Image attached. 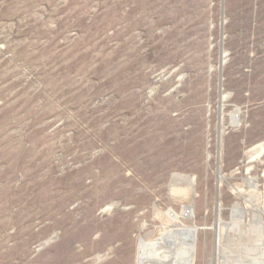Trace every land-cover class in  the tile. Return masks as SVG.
Wrapping results in <instances>:
<instances>
[{
	"label": "rangeland",
	"instance_id": "1",
	"mask_svg": "<svg viewBox=\"0 0 264 264\" xmlns=\"http://www.w3.org/2000/svg\"><path fill=\"white\" fill-rule=\"evenodd\" d=\"M259 146L264 0H0V264L264 263Z\"/></svg>",
	"mask_w": 264,
	"mask_h": 264
},
{
	"label": "bare ground",
	"instance_id": "2",
	"mask_svg": "<svg viewBox=\"0 0 264 264\" xmlns=\"http://www.w3.org/2000/svg\"><path fill=\"white\" fill-rule=\"evenodd\" d=\"M235 113H237V112H235ZM231 119H232L233 124L236 123L235 122V121H237L236 114H232ZM254 151H257L256 152L257 157L256 156L255 157L258 159L259 157H261L262 153L264 152V148L262 146L255 147ZM248 181H249L248 185L251 188H253L254 190H258L257 187L253 184L252 178H248ZM258 211H259V209H258ZM237 213H240L239 209L233 210V214L235 216H237L236 215ZM166 214H167L168 219L171 222H173V224L177 227V229L171 230V231H169V230L165 231V233L161 235L162 237L160 239L156 240V242L153 244H146L145 241L141 239L139 241V255H138L139 262L143 263V262L147 261L148 257H147L146 251L148 250L149 247L157 248L161 244H165L168 247L173 248L179 244V246H181V247H179V248H181L179 253L175 254L174 256H165V255L156 254L155 255L156 256L155 263L156 264H194L195 237H196L197 229H196V226H195V228H193V227L190 228V227L184 226L181 223L182 219H190V218H192V216H189V215H187V213H184V212L178 214L172 210H168ZM237 218L239 219V218H241V216H238ZM221 222L218 219L217 224L214 228L215 232L217 233V237H219L217 240V243H216V251L220 248L221 240L224 237L222 230H220L221 229V225H220ZM254 222L256 224H258L259 227H261L263 229V232H264V223H263L264 221L262 222L261 217L258 216ZM177 224H180L181 226H178ZM170 229H172V228H170ZM152 242H154V241H152ZM164 249H165V247H164ZM225 263H226V259L224 256H222L220 264H225Z\"/></svg>",
	"mask_w": 264,
	"mask_h": 264
},
{
	"label": "built area",
	"instance_id": "3",
	"mask_svg": "<svg viewBox=\"0 0 264 264\" xmlns=\"http://www.w3.org/2000/svg\"><path fill=\"white\" fill-rule=\"evenodd\" d=\"M219 250V249H218ZM217 250V253H216V259L219 261H221V257L222 255L219 253V251ZM218 256V257H217ZM243 264H264L262 262H259V261H256V260H248L246 262H244Z\"/></svg>",
	"mask_w": 264,
	"mask_h": 264
}]
</instances>
